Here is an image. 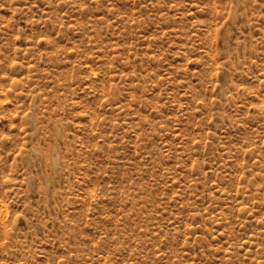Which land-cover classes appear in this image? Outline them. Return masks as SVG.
I'll use <instances>...</instances> for the list:
<instances>
[{
	"label": "rangeland",
	"instance_id": "rangeland-1",
	"mask_svg": "<svg viewBox=\"0 0 264 264\" xmlns=\"http://www.w3.org/2000/svg\"><path fill=\"white\" fill-rule=\"evenodd\" d=\"M0 264H264V0H0Z\"/></svg>",
	"mask_w": 264,
	"mask_h": 264
}]
</instances>
